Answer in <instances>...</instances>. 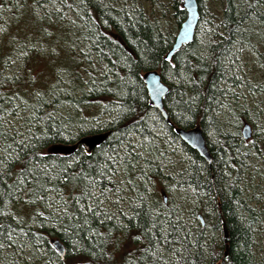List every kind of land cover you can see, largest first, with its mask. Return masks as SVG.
<instances>
[{
  "label": "trees",
  "instance_id": "1",
  "mask_svg": "<svg viewBox=\"0 0 264 264\" xmlns=\"http://www.w3.org/2000/svg\"><path fill=\"white\" fill-rule=\"evenodd\" d=\"M244 1V8L237 10L236 2L227 0L217 29L201 42L196 38L199 15L194 38L169 60L165 55L175 36L164 35L146 20L140 8L129 12L107 6L103 0L64 3L61 12L76 14V29L72 28L87 51L48 42L54 54L40 57L31 48L25 61V73L31 77L27 73L28 77L10 78L6 92L0 94V249L15 246L19 239L41 240L46 253L37 255L38 264H264V243L259 252L255 250L259 234L254 210L242 196L238 183L241 168L236 167L237 146L247 140L241 135L247 120L237 114L239 124L230 131L217 119L223 106H231L234 96L228 86L237 83L231 75L235 41L241 37L248 44L240 29L251 23L253 3L261 2ZM197 3L200 13V0ZM172 5L179 23L185 16L181 0H173ZM32 12L30 5L24 7L14 27ZM38 33H42L39 22L36 31L19 35L37 39ZM11 47H5L4 42L0 45V85L6 82L1 59ZM257 57L264 60L262 54ZM150 69L158 70L169 86L163 98L169 121L148 104L142 74ZM60 72L79 96L65 94L61 98L62 93L48 101ZM14 98L30 102L24 134L9 131L2 122L8 112L23 107ZM61 101L78 105L73 117L70 109L63 116H53ZM175 126L201 128L211 163L180 140ZM209 129L218 138L216 145L207 140ZM97 132H105L106 137L89 152L79 145L69 156L48 149ZM133 136L143 141L141 149L153 157L168 151L167 146L171 148L168 153L183 152L187 166L177 176L181 178L179 186L192 191L198 204L195 210H203L197 227L182 224L178 206L166 200L167 188L160 192L149 187L150 177L137 162L141 154L132 150ZM117 166L122 167L134 191L128 214H121L118 220L109 219L99 208L101 198L107 195L108 177L115 174ZM54 202L58 209L52 217L47 203ZM42 213L50 215L54 225L45 224L38 216ZM204 217L210 225L209 234L204 231ZM55 238L65 246L63 258L51 244Z\"/></svg>",
  "mask_w": 264,
  "mask_h": 264
},
{
  "label": "rangeland",
  "instance_id": "2",
  "mask_svg": "<svg viewBox=\"0 0 264 264\" xmlns=\"http://www.w3.org/2000/svg\"><path fill=\"white\" fill-rule=\"evenodd\" d=\"M233 1L236 2L237 10L244 8V0ZM260 1V3L255 2L252 5L248 19V21L252 20L251 23L242 25L240 29L243 37H247L248 44L243 43L241 37H238L235 41L238 43L233 48L235 53L232 59L234 69L231 71V75L237 80V83L233 81L228 86V90L234 96L230 99L231 106L228 109L223 106L221 112H219L220 116L217 117L221 121L220 123H223L230 131L235 130L233 125L237 126L239 124V116L237 114H240L252 126L251 137L240 142L237 146L240 155H238L239 161H237L236 167L241 168L238 175V183L242 196L254 210V226L259 234L256 239V251L261 250L264 243V60L261 61L257 57L258 53L264 55V0ZM103 2L107 6L119 9L125 8L129 12L140 8L146 20L155 23L164 35L173 33V36H175L180 23L183 21V19L179 23L176 21L175 8L172 5L173 0H103ZM226 2L227 0H200L199 31L196 35L198 42L210 37L213 31L217 29L223 9L226 7ZM64 3H67V0H0V45L4 42L5 47L12 46L5 51V55L1 59L2 76L6 81L0 85L1 95L6 92V84L10 78L28 77L26 75L28 72L25 73V61L31 48L36 50L40 57L45 54H54V49L49 47L50 44L48 45V42H51V44L63 42L70 45L71 48L79 49L81 52L87 51L86 45L81 39H78L77 32L74 30L76 29V14L72 10H65V13L61 12ZM29 5L33 9L32 15L31 13L28 14L19 23L20 26L14 27L15 23L21 20L24 7ZM255 13L263 16V18L260 17V19ZM37 22L41 25L42 31V33H38L37 39L29 35L20 36L26 31H36ZM72 27L75 28L73 29ZM246 33L249 35L246 36ZM78 42H80L79 47H77ZM32 65L33 62H31L30 67ZM30 67H28V71L33 70ZM37 75L34 72L32 73L34 78H38ZM60 75V81L56 82L53 91L47 95L46 99L48 101L51 100L52 96L62 93L60 95L61 98L65 94L74 97L79 96L78 93L74 94L71 90V84L65 73L60 72ZM29 76L31 77L30 74ZM42 79L43 77L39 78V80ZM40 90H43V88ZM39 95L41 96L38 93V97ZM21 102L23 107L21 105L16 113L8 112L2 118V122L9 131L24 134L28 129L24 119L31 110L26 107L30 105L29 101L24 99L16 100V103L21 104ZM77 108L78 105L71 106L69 103L61 101L54 107L52 114L55 117L63 116L66 110L70 109L71 117H73V110ZM86 128L87 126L83 127L84 130ZM206 135L207 140L211 144L216 145L218 138L214 130H207ZM77 141L74 142L76 145ZM142 142L137 136L131 138L133 152L141 154V158L137 159L138 165L142 168L145 176L150 177V180L147 181L149 187L155 190L160 189V192L163 188H167L166 200L171 199L178 206L182 224L194 228L197 227V217L199 214H203V210H195L198 204L193 198L192 191L182 189L179 186L181 178L177 176L178 172L187 166V162L183 161L185 158L183 152L179 149L176 150V155L175 153H168L171 148L167 146L166 149L168 151L161 152V158H159L160 156L153 157L150 155L152 153L141 149L143 148ZM121 159L123 158L118 160ZM152 171L155 174H152ZM114 173L111 177H108L110 184L107 186V195L101 198L99 208L107 213L108 217L113 216L118 220L121 214H128L129 200L134 197V191L130 189L128 178L124 176L122 167L117 166V170ZM47 204V209L50 211L51 216H56L58 204L55 202ZM38 216L43 219L45 224L54 225V220L50 215L42 213L38 214ZM204 219L206 220V223L204 221V231L209 234L210 225L207 218L204 217ZM216 235L219 238L221 233ZM44 253H46L45 247L41 240L19 239L15 242V246L9 249H0V264H23L22 260L29 264H38L37 255ZM41 264L58 263L57 261H52Z\"/></svg>",
  "mask_w": 264,
  "mask_h": 264
},
{
  "label": "water",
  "instance_id": "3",
  "mask_svg": "<svg viewBox=\"0 0 264 264\" xmlns=\"http://www.w3.org/2000/svg\"><path fill=\"white\" fill-rule=\"evenodd\" d=\"M182 8L185 11L183 21L180 23L178 31L174 37L173 43L165 55V59L169 60L176 50L181 48L184 44L192 41L195 34V29L199 20V10L197 0H181ZM142 81L144 83L149 106L156 108L162 117L169 121L167 112L163 106V98L169 91V86L162 80L160 72L156 69H150L142 74ZM252 127L249 122H244L241 127V135L244 139H248L252 135ZM177 136L186 145L191 147L197 154L203 158L208 164L212 161V155L207 146L206 139L202 130L198 126L174 128ZM106 137L105 132H97L80 137L77 145L89 152L96 145H98ZM75 143H56L50 146L49 151L60 156H69L74 153L77 148ZM52 246L56 249L61 258L65 255V246L62 241L55 238L51 241ZM58 246V247H57Z\"/></svg>",
  "mask_w": 264,
  "mask_h": 264
},
{
  "label": "snow or ice",
  "instance_id": "4",
  "mask_svg": "<svg viewBox=\"0 0 264 264\" xmlns=\"http://www.w3.org/2000/svg\"><path fill=\"white\" fill-rule=\"evenodd\" d=\"M89 211H91V209H89ZM109 219H111V217H109ZM9 239H11V237H9ZM136 239H139V237H136ZM81 264H85V262L84 261H81Z\"/></svg>",
  "mask_w": 264,
  "mask_h": 264
}]
</instances>
